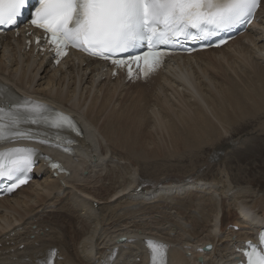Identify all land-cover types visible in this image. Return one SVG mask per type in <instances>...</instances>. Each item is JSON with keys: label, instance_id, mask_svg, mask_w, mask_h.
<instances>
[{"label": "bare ground", "instance_id": "6f19581e", "mask_svg": "<svg viewBox=\"0 0 264 264\" xmlns=\"http://www.w3.org/2000/svg\"><path fill=\"white\" fill-rule=\"evenodd\" d=\"M252 30L222 49L177 58L152 80L159 82L154 92L168 88L193 102L179 100L182 107L167 111V117L158 104L150 106L159 121L151 130L168 139L157 140L155 146L149 142L155 149L147 153L141 146L146 139L143 118L136 120L142 108L114 107L116 94L125 91L122 80H100L102 69L90 62L84 67L86 61L77 62L75 55L51 70L32 52L23 54L19 41L0 40L2 86L53 104L78 119L86 132L79 141L77 163L65 158L73 173L61 178L70 187L46 176L0 200V259L18 257L20 262L36 263L56 248L63 258L57 264H109L113 256V264H146L141 241L148 235L172 245L170 264H198L199 256L204 264H215L230 257L234 245L253 239L264 226V196L259 198L251 187L235 190L221 170L209 186L201 187L209 169L199 176L204 166L224 163L220 153L228 144L237 142V148L243 142H223L229 133L242 123L264 117V28L256 24ZM152 81L136 87L146 89ZM161 92L152 97L158 96V101ZM210 147L214 155L205 159L201 170L183 176L198 183L183 184L180 177L169 175L155 182L142 178L140 165L145 167L146 160L189 156L198 162ZM141 182L150 186L137 194ZM253 197L256 205L252 208L245 202ZM124 236L134 242L117 246L116 241ZM208 243L215 244L213 251L196 254L197 247Z\"/></svg>", "mask_w": 264, "mask_h": 264}, {"label": "snow or ice", "instance_id": "6c2138e0", "mask_svg": "<svg viewBox=\"0 0 264 264\" xmlns=\"http://www.w3.org/2000/svg\"><path fill=\"white\" fill-rule=\"evenodd\" d=\"M38 3L31 23L50 33L57 55L66 54L63 49L72 46L109 59L147 47L143 54L147 74L162 55L153 49L180 39L217 35L249 21L257 0H38ZM29 4L30 0H0V26H15ZM113 62L122 63L118 59ZM24 123L43 125L57 134L65 130L79 134L77 124L67 114L47 105L20 101L0 89V141L35 138L30 131H20ZM33 155L31 149L0 152V178L18 179V174L33 166ZM52 167L60 166L52 164ZM260 240L264 243V233ZM146 243L156 264L157 256H165L167 245L153 240ZM244 254L248 264H264V250L251 242Z\"/></svg>", "mask_w": 264, "mask_h": 264}, {"label": "rangeland", "instance_id": "374dc122", "mask_svg": "<svg viewBox=\"0 0 264 264\" xmlns=\"http://www.w3.org/2000/svg\"><path fill=\"white\" fill-rule=\"evenodd\" d=\"M262 28H264V19L263 18H261V22H260V29H262ZM48 80H49V78H46L43 81V83H47ZM158 83L159 82H153L152 85L147 87L146 89H141L138 87H124V88L122 87L123 90L131 91L132 93H128L125 91H122L124 93L118 92L115 96V99H114V107H116V109L121 107V105L126 106V104L128 107L129 106H135L136 108L137 107L142 108L143 111L140 112L142 114V116L137 117L136 120H138V118H140V119L143 118V119H141V123H143L142 129H145V130L144 131L142 130V132L144 133L143 137L145 138V136H146V139H144V141H142L141 146H142V150H144V152L146 151L145 153L151 152L150 149H153L154 148L153 146H155V144L158 143V141L160 142L161 140L163 141L165 139H168L167 136L165 138H163V135H161V134L158 135L155 129L151 130V126L152 127L153 126H156V127L159 126L158 125L159 121L156 120V117L152 116L153 111H152V108L150 106L152 104H155V103L158 104L157 107H159L160 113L163 115V117H165V116L167 117L170 114V113H167V111L172 112V108H174V109H176V111H178L179 110L178 107L179 108L182 107L180 105L181 101H184L186 99V101H188V102L190 100L193 102V99H191L189 97H185L184 100H183V97L179 98V96L176 95L174 92L168 91V88H165V89L163 88L162 90L158 89V91L154 92V90L158 86ZM95 91H96V89H95ZM161 91L164 92L163 95L161 94L162 93ZM159 92H161V93L159 94V98L157 101L158 96H156V97H152V96H154L155 94H158ZM179 100H181V101L179 102ZM165 105H167V106H165ZM164 108H165V110H164ZM161 110L164 112H162ZM134 113L137 114V112L135 110H134ZM130 116H133V115L131 114ZM152 119L155 120V123L153 122ZM152 123H154L155 125H153ZM242 124H243L242 127L237 128L234 132H231V134L229 133V135H231V136L225 138L223 142L228 143L231 141H236L238 139H242L243 142H241L240 145L237 147L238 149L237 148H234V150L227 149V153L224 156V159H225L224 163L220 164L221 162H218L216 164H212L213 166L211 168L204 166V168L202 169L203 172L199 173V176L200 177L204 176V169H209V171H208V174L202 180V182H204V184L201 183L202 184L201 187H205V186H209V185L213 184L214 179H216V177L218 178L219 172L221 170V172H224V174H225V179L232 184V185L230 184L231 187L236 188L235 190L240 189L239 187H242V188L251 187L254 189L255 192L258 193V197L260 198L261 196H264V117H261L260 119L255 121V123L254 122L252 123V120H251V121H249V123L245 122ZM154 135H156V136H154ZM151 136H153V137H151ZM151 138H154V139H151ZM155 138H156V141H155ZM147 139H148V142H147ZM149 142L150 143L154 142V144H152L153 146L151 145L153 148H151L149 146L150 145ZM145 144H147L149 146V149H148V146ZM143 146H145V147L143 148ZM211 151H213V155H214V150L210 147V148H208V151L202 155L203 160L201 159L198 162L197 161L195 162V160L192 161V159L189 156H181V157H177V158H174L171 160H166V159L146 160L147 165H145V167H144V164H142L143 167L140 165V168H141L140 172L142 174V178H144L145 180L151 181V180L161 178V177H164L167 175H169L171 177L182 178L183 176L194 174L197 169H200V167L202 166L205 159H208L211 156V154H212ZM212 156H211V158H212ZM182 157H183V159L184 158H186V159L182 160ZM156 161H158V162H156ZM171 163H173V164H171ZM160 164H161V166H160ZM167 164H169V165H167ZM166 166H170L169 167L170 169L168 167L166 168ZM228 173H229V175H228ZM106 184L108 185V182H106ZM195 190H199V188H195ZM24 194L20 195L18 198H20ZM102 197H104V196H102ZM203 199H206V197L204 198L201 196V200H203ZM218 199H219V197L216 196L215 200H218ZM254 199H255L254 197L250 198V200L248 199L245 202L247 204V206L252 207V208L255 207L256 200H254ZM166 201H167V199H165L164 202H166ZM170 202H172V201H170ZM198 202L200 203L199 200H198ZM96 203L98 204V202H96ZM193 214H195V213H193ZM232 220L233 219H230L229 222H232ZM230 227H231V225H229L228 229Z\"/></svg>", "mask_w": 264, "mask_h": 264}]
</instances>
